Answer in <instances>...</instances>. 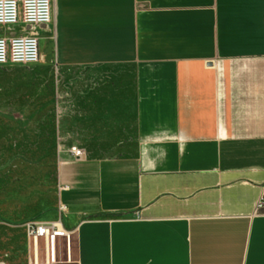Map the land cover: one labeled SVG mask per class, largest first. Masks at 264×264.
<instances>
[{"label": "crops", "instance_id": "obj_1", "mask_svg": "<svg viewBox=\"0 0 264 264\" xmlns=\"http://www.w3.org/2000/svg\"><path fill=\"white\" fill-rule=\"evenodd\" d=\"M27 25L65 72L56 264H264V0H51Z\"/></svg>", "mask_w": 264, "mask_h": 264}, {"label": "rangeland", "instance_id": "obj_2", "mask_svg": "<svg viewBox=\"0 0 264 264\" xmlns=\"http://www.w3.org/2000/svg\"><path fill=\"white\" fill-rule=\"evenodd\" d=\"M28 28L0 25V33ZM65 92L64 71L0 67V264H28L26 223L58 214L59 147L71 139ZM63 251L60 258H66Z\"/></svg>", "mask_w": 264, "mask_h": 264}, {"label": "built area", "instance_id": "obj_3", "mask_svg": "<svg viewBox=\"0 0 264 264\" xmlns=\"http://www.w3.org/2000/svg\"><path fill=\"white\" fill-rule=\"evenodd\" d=\"M51 20V0H0V25L45 24ZM39 58V44L32 34H17L0 37V64L12 62L28 65ZM69 153L76 158L83 150L72 144ZM263 203L261 196L256 206ZM63 204L58 205V216L52 220H29L25 230L28 239V264H56L61 260L62 249L65 259L70 258V247L74 228L64 226L61 213ZM62 246L64 248H62Z\"/></svg>", "mask_w": 264, "mask_h": 264}]
</instances>
